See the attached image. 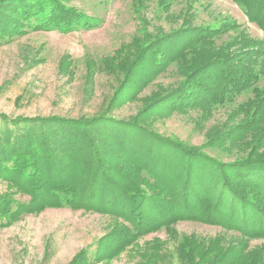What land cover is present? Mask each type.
Masks as SVG:
<instances>
[{"label":"rangeland","instance_id":"rangeland-1","mask_svg":"<svg viewBox=\"0 0 264 264\" xmlns=\"http://www.w3.org/2000/svg\"><path fill=\"white\" fill-rule=\"evenodd\" d=\"M60 2L99 18L100 27L70 34H0V114L13 118L59 116L73 121L92 119L107 108V118L115 123L130 126L129 130H138L137 123L144 125L161 138L157 142L176 141L193 148L190 154L199 160L227 166L247 153L264 154L262 70L257 84L260 92L248 99L239 96L227 105L187 106L175 112L152 109L188 76L209 84V77L203 74L209 64L227 61L231 67L245 69V62L239 60L262 47L263 31L231 0ZM220 24L229 29L197 36L203 34V28ZM184 33L191 37L177 43ZM141 45L146 48L140 53ZM156 46L163 52L157 62L153 55ZM137 114L139 122L130 123ZM131 133L151 151L157 149L161 157L169 156L149 140L151 134ZM117 152L112 159L120 168ZM175 165L171 169L178 168L183 182L194 179L190 186L194 190L201 175L209 178V170L202 173L193 166L190 177L184 164ZM219 185L217 178L210 185L211 203L222 193ZM8 195L19 202L27 200L0 177V198ZM5 206L0 205V264H229L233 255L238 264H264V236H244L238 229L240 222L245 228L252 223L243 220L241 210L234 214L237 227L180 220L168 230H152L121 248L115 247V238L118 230L128 225L117 216L91 209L56 208L9 217ZM98 247L102 248L98 251Z\"/></svg>","mask_w":264,"mask_h":264},{"label":"trees","instance_id":"trees-1","mask_svg":"<svg viewBox=\"0 0 264 264\" xmlns=\"http://www.w3.org/2000/svg\"><path fill=\"white\" fill-rule=\"evenodd\" d=\"M4 1L7 4H0L4 3L0 6V27L5 28L0 34L18 32L25 35L36 31L70 34L97 29L102 23L97 17L64 7L60 0ZM231 1L264 33V0ZM11 9H14L12 13ZM227 29L225 24L209 26L197 36L216 35ZM190 37L184 33L176 42ZM261 46V50L249 56L245 53L239 60L245 62V69L231 67L227 61L211 63L203 68L211 84L210 81L209 84L207 81V84L201 83L190 75L176 91L157 100L152 109L165 113L202 104L218 107L239 96L247 99L255 96L260 92L257 86L263 76L260 71H264V42ZM140 47L141 53L146 47ZM157 47L153 53L155 62L163 58V52ZM106 110L92 119L73 121L59 116L13 118L0 114V177L27 199L19 202L11 195L1 197L0 205H6L4 211L9 217L56 208L108 213L128 225L119 229L115 238V247L122 248L152 230H168L180 220L237 227L234 214L241 210L243 220L255 226L245 228L240 222L238 229L244 236L248 239L264 236V154L247 153L245 158L227 166L215 160H199L190 154L194 153L193 148L176 141L164 142V145L157 142L161 139L157 134L149 133L142 124L139 127L138 114L130 123H137L134 126L139 129L129 130L130 126L108 119ZM131 131L137 135L151 134L149 140L155 141L157 148L160 146L169 152L168 158L157 154V149L151 151ZM253 147L248 151H253ZM116 151L118 158L121 157L120 168L118 163L113 164ZM182 164L190 177L195 166L202 173L209 170V178L201 175L200 184L194 183L198 187L194 190L190 187L194 179L183 182L178 168L171 169ZM134 172L136 174H132ZM177 173V178L173 179ZM215 178L222 193L211 203L209 188ZM226 193L228 197L222 198ZM189 197L194 200L190 201ZM99 248L102 247H98V251ZM204 259L207 261V257ZM228 261L238 264L234 255Z\"/></svg>","mask_w":264,"mask_h":264}]
</instances>
